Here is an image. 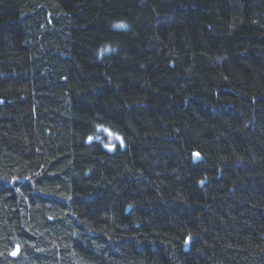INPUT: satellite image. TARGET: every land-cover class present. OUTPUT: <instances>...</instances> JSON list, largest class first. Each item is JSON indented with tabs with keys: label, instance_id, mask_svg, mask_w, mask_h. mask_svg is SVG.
Listing matches in <instances>:
<instances>
[{
	"label": "trees",
	"instance_id": "16d2710c",
	"mask_svg": "<svg viewBox=\"0 0 264 264\" xmlns=\"http://www.w3.org/2000/svg\"><path fill=\"white\" fill-rule=\"evenodd\" d=\"M0 264H264V0H0Z\"/></svg>",
	"mask_w": 264,
	"mask_h": 264
},
{
	"label": "rangeland",
	"instance_id": "374dc122",
	"mask_svg": "<svg viewBox=\"0 0 264 264\" xmlns=\"http://www.w3.org/2000/svg\"><path fill=\"white\" fill-rule=\"evenodd\" d=\"M102 132L105 133L110 138V147H109L110 150H116L118 145H120V149L125 148V142L123 141L122 137L118 135L116 132H112L108 129H102Z\"/></svg>",
	"mask_w": 264,
	"mask_h": 264
},
{
	"label": "snow or ice",
	"instance_id": "6c2138e0",
	"mask_svg": "<svg viewBox=\"0 0 264 264\" xmlns=\"http://www.w3.org/2000/svg\"><path fill=\"white\" fill-rule=\"evenodd\" d=\"M121 27H122V25H121ZM196 155L198 156L199 154L197 153Z\"/></svg>",
	"mask_w": 264,
	"mask_h": 264
}]
</instances>
